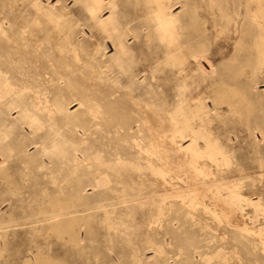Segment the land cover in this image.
Returning a JSON list of instances; mask_svg holds the SVG:
<instances>
[{
	"label": "rangeland",
	"instance_id": "rangeland-1",
	"mask_svg": "<svg viewBox=\"0 0 264 264\" xmlns=\"http://www.w3.org/2000/svg\"><path fill=\"white\" fill-rule=\"evenodd\" d=\"M108 1L90 12L85 0H0V122L21 101L35 129H0L14 154L0 264H264V7L171 4L168 26L152 1L112 0L138 28L120 63L112 36L90 31L110 22ZM20 139L54 166L20 175Z\"/></svg>",
	"mask_w": 264,
	"mask_h": 264
},
{
	"label": "bare ground",
	"instance_id": "bare-ground-1",
	"mask_svg": "<svg viewBox=\"0 0 264 264\" xmlns=\"http://www.w3.org/2000/svg\"><path fill=\"white\" fill-rule=\"evenodd\" d=\"M137 1V0H136ZM144 1V0H142ZM146 1V0H145ZM148 1H152L155 6H156V9L155 11L157 12L156 15H157V18L159 20V22H162V24L164 25H168V26H172L174 24V22L178 19V17H176V15H174L172 13V9L170 8V5L171 4H178V5H181V7H186V6H191V5H195L197 2H204V3H207V4H210V5H219L221 3H224V4H227V5H235L238 7V5H250V4H256L258 6H263L264 7V0H148ZM91 2H94L95 6H101L103 4V0H91ZM85 4L88 5V9L90 12H92L93 10V7L92 5H90V0H85ZM108 8L111 10V14H112V17H111V20L110 22L108 23H99L97 25V29L96 27L92 26V28L90 27V31H91V36L94 37L93 35H95L97 33V35H100L101 37H103V35L107 38H110V35L112 36V45H113V49H114V52L117 56V60L118 62H123L125 60V58L128 59L129 57V53L132 49V43H129L127 41V34L129 33H132L133 37L135 39H138V31H137V27L135 25H131L129 24V21L130 19H126L124 18L123 16V13H116L114 8H115V4L112 2V0H109L108 1ZM238 11V10H237ZM260 13L257 17H254V21H255V34H256V37H257V49H256V53H255V57H256V61H257V64H258V68H259V77L262 81H264V8L259 10ZM220 13V12H219ZM223 14V13H222ZM135 15V14H134ZM139 16V15H138ZM192 16V15H190ZM188 17V16H187ZM1 19V18H0ZM10 22V21H9ZM13 24V23H12ZM241 25V24H240ZM16 26V25H15ZM26 25H24L25 27ZM36 27V26H35ZM14 31V30H13ZM22 31V30H21ZM97 31V32H96ZM96 32V33H95ZM33 33V32H32ZM11 35V34H10ZM38 35V34H36ZM42 35V34H41ZM87 35V34H86ZM53 36L52 35H49L47 36V39H51ZM144 43H143V47H148V40H147V34L144 35ZM14 38V37H13ZM27 38V37H26ZM134 39V40H135ZM13 40V39H12ZM15 41V40H14ZM33 41V40H32ZM51 40H49L50 42ZM139 41V40H138ZM28 42V40H27ZM88 42V41H87ZM136 42V41H135ZM11 43V42H10ZM53 42H50V45L52 44ZM23 44V43H22ZM25 44V43H24ZM11 45V44H10ZM18 45V44H17ZM12 46V45H11ZM91 46V45H90ZM97 48L100 47V43H97ZM10 47V46H9ZM15 47V46H14ZM50 47V46H49ZM88 47V46H87ZM143 47L141 48V50L139 51L140 52H143ZM161 48V46H159V49ZM42 49V48H41ZM45 49V47H44ZM42 49V50H44ZM11 50V49H10ZM18 51V50H17ZM34 51V50H32ZM41 51V50H40ZM137 51V49H136ZM147 51V50H146ZM199 51V50H198ZM2 52V51H1ZM12 52V51H11ZM10 52V53H11ZM19 52V51H18ZM42 52V51H41ZM46 52H48V49L46 50ZM158 52V51H157ZM9 53V52H7ZM25 53V51H24ZM138 53V54H139ZM1 54V53H0ZM4 54V53H3ZM13 54V53H12ZM2 55V54H1ZM24 55V54H23ZM37 55V54H36ZM33 56V57H36ZM104 55V54H102ZM140 55V54H139ZM12 56V55H11ZM42 56V55H40ZM194 58L196 57V55H192ZM20 57V56H19ZM142 57V56H141ZM16 58V57H15ZM24 58V57H22ZM20 58V59H22ZM26 58V57H25ZM137 59V57H132L131 59ZM14 59V58H13ZM30 59V58H28ZM38 59V57H37ZM159 59V56L157 55L155 57V61L157 62ZM207 59V58H206ZM7 60V59H6ZM18 60V59H17ZM27 60V59H26ZM33 60V59H32ZM89 60V59H88ZM191 60V59H190ZM208 60V59H207ZM1 61V60H0ZM21 60H19L20 62ZM38 61V60H37ZM53 61V60H52ZM87 61V60H86ZM5 62V60H4ZM3 62V64H4ZM10 62V61H9ZM27 62V61H26ZM29 62V60H28ZM36 62V61H35ZM34 61L32 63H35ZM41 62V61H40ZM60 63V62H59ZM6 64H7V61H6ZM5 64V65H6ZM35 65V64H34ZM12 66V65H11ZM23 66V65H22ZM33 66V65H32ZM6 67V66H5ZM9 67V66H8ZM27 67V65H26ZM34 67V66H33ZM47 67V65H46ZM4 68V67H3ZM7 68V67H6ZM12 68V67H11ZM10 68V69H11ZM24 68V66H23ZM36 68V67H34ZM39 68V67H38ZM37 68V69H38ZM48 68V67H47ZM150 68V67H149ZM2 69V68H1ZM9 69V68H8ZM13 69V68H12ZM57 70L59 71V69L57 68ZM4 71V70H2ZM6 71V70H5ZM10 71V70H9ZM17 71V69H16ZM15 71V72H16ZM26 71V69H25ZM24 71V72H25ZM36 71V69H35ZM47 71V70H45ZM49 71V70H48ZM138 71V70H137ZM11 71H10V74L11 75ZM14 73V72H13ZM22 73V72H20ZM62 73V72H61ZM140 73V72H139ZM15 74V73H14ZM19 74V73H18ZM24 74V73H23ZM45 74V73H44ZM136 74V73H135ZM13 75V74H12ZM11 75V76H12ZM30 75V74H29ZM67 75V73H66ZM17 76V75H16ZM15 76V77H16ZM35 76V75H34ZM38 76V75H37ZM65 76V75H63ZM149 76V75H148ZM10 77V76H9ZM6 78V79H9ZM66 77V76H65ZM166 77V76H165ZM35 78V77H34ZM43 80L45 79V81H50L53 76L50 75L48 77H42ZM42 78H39L38 80L40 81ZM55 78V77H54ZM63 78V77H62ZM19 79V78H18ZM24 79V78H23ZM148 79V78H147ZM167 79V78H166ZM32 80V79H31ZM36 80V79H35ZM169 80V79H168ZM18 81V80H17ZM23 81V80H21ZM151 81V80H150ZM52 82V81H51ZM57 82V81H56ZM40 83V82H38ZM50 83V82H49ZM20 84V83H19ZM33 84V83H31ZM48 84V83H47ZM159 84V83H158ZM18 85V84H17ZM34 85V84H33ZM38 85V84H37ZM41 85V83H40ZM55 85V84H54ZM30 86V85H29ZM48 86V85H47ZM59 86V85H58ZM157 86V85H156ZM261 86V85H260ZM18 87V86H17ZM35 87V86H34ZM39 87V86H38ZM45 87V86H44ZM52 87V86H51ZM154 87V85H153ZM44 89V88H42ZM41 89V90H42ZM7 90V91H5ZM5 90H4V86L1 84L0 82V101H6L8 98H6V95H8V92L11 90V88L9 86H5ZM46 90V89H45ZM161 91V90H160ZM52 92V91H51ZM55 92V91H53ZM162 92V91H161ZM28 94V93H27ZM31 94V93H30ZM29 94V95H30ZM50 94V93H49ZM52 95V94H51ZM50 95V96H51ZM31 96V95H30ZM52 97V96H51ZM6 98V100H4ZM28 98V97H27ZM32 98V97H31ZM160 99V97H159ZM158 99V100H159ZM35 100V99H34ZM161 100V99H160ZM33 102V101H32ZM230 102V101H229ZM2 104V103H1ZM8 104L11 106V105H16L18 107L21 108V110L19 111L18 115L14 117L13 120H10L9 117L7 118H4L7 122L4 123V124H1L0 122V129H2L3 127H8L10 126L11 124L14 125L16 124L15 126H17L18 129H20V131L22 132V130L24 132H26L24 129H22V126H20L21 124L25 123L27 124L28 126V129L29 131L26 132L27 135H32L34 134V125L32 124V120H31V117L29 116L28 112L25 111V107H24V103L23 102H12V101H8ZM249 104V103H248ZM13 114V113H12ZM7 116H10V112L8 111L6 113ZM72 116V115H71ZM108 116V115H107ZM106 116V117H107ZM259 116V114L257 115V117ZM115 117V116H114ZM118 117V116H117ZM70 118V117H69ZM76 118V117H75ZM108 118V117H107ZM139 118V117H138ZM106 119V118H105ZM73 120V119H72ZM110 120V119H109ZM112 120V118H111ZM139 120V119H138ZM113 121V120H112ZM124 121V120H122ZM140 121V120H139ZM259 121V120H258ZM111 122V121H110ZM128 122V120H127ZM126 122V123H127ZM135 122V121H133ZM138 122V121H137ZM89 123V121H88ZM115 123V121H114ZM125 123V122H123ZM129 123V122H128ZM260 123V122H259ZM109 124V122H108ZM111 124V123H110ZM93 125V124H92ZM113 125V123L111 124ZM117 125V124H116ZM122 125V124H121ZM126 126V124H124ZM130 125V123H129ZM128 125V126H129ZM127 126V127H128ZM131 126V125H130ZM110 127V125H109ZM113 127V126H111ZM126 127V128H127ZM116 128V127H115ZM142 128V127H141ZM144 128V127H143ZM138 129H140V127H138ZM137 130V129H136ZM124 131V130H123ZM141 131V129H140ZM144 131V130H143ZM142 131V133H143ZM129 132V131H128ZM260 132H261V135L264 136V126H261L260 127ZM120 133V132H119ZM126 134V132H124ZM78 134V133H77ZM122 134V133H121ZM137 134V133H136ZM149 133H146V136L148 135ZM190 134V133H189ZM124 135V134H123ZM127 135V134H126ZM125 136V135H124ZM138 136V135H137ZM140 136V135H139ZM120 137V136H119ZM122 137V136H121ZM129 137V136H128ZM131 137V136H130ZM129 137V138H130ZM136 137V136H135ZM142 137H145L142 135ZM149 137V136H148ZM146 137V138H148ZM125 138V137H124ZM127 138V136H126ZM134 138V137H133ZM197 138V137H196ZM130 140V139H129ZM259 140V139H258ZM5 137L0 133V177H3L5 175H12L14 172L11 171V158L13 157V148L9 145L6 144L5 142ZM131 142V141H129ZM133 142V141H132ZM29 143H26L24 139H20L19 141V147H18V151H17V154H18V158L17 159V162L18 164H23L24 168L22 171H19V174L22 175V176H29L30 174L34 173V171L32 170L33 167H45L47 165H51L52 164V160L50 157H48L47 159H45L43 156V153L42 152H39L38 150L41 148L39 145L37 146L35 144V141L34 142H30V144H35V147H36V150H33L31 151L30 150V147L28 145ZM130 144V143H129ZM139 144V142H138ZM144 144V143H143ZM133 145V144H132ZM139 146V145H138ZM40 147V148H39ZM133 147V146H132ZM129 148V147H127ZM136 148V147H135ZM131 150V149H130ZM138 150V149H137ZM149 150V149H147ZM134 151V150H133ZM139 151V150H138ZM126 152V151H125ZM129 152V150H128ZM132 152V151H131ZM135 152V151H134ZM127 153V152H126ZM143 153V152H142ZM148 153V152H146ZM117 154V153H116ZM134 154V153H133ZM114 156V155H113ZM121 157V156H120ZM149 157V156H148ZM157 157V156H156ZM159 157V156H158ZM243 157V156H242ZM127 159V158H126ZM60 160V158H59ZM76 162L77 163H81L82 161L76 157L75 158ZM16 161V160H15ZM56 161V160H55ZM54 162V161H53ZM64 162V161H63ZM107 162V161H106ZM66 163V162H65ZM15 165V164H14ZM141 165V164H140ZM17 166V165H16ZM52 166H54V164H52ZM94 167V166H93ZM18 169V168H17ZM53 170V169H52ZM87 170V169H86ZM88 171V170H87ZM17 172V171H16ZM54 172V171H53ZM46 173V172H45ZM48 174V173H47ZM89 174V173H88ZM17 175V174H16ZM108 176V175H107ZM40 177V180H41V176ZM97 179V178H96ZM7 180V179H6ZM47 180V179H46ZM110 180V179H108ZM115 180V179H114ZM44 182V179L42 180ZM41 181V182H42ZM69 181V180H68ZM11 182V181H10ZM112 182V181H111ZM111 184V183H110ZM113 187V186H111ZM115 187V186H114ZM69 188V187H68ZM52 189V188H51ZM54 189V187H53ZM52 189V190H53ZM104 189V188H103ZM120 190V188H118ZM51 190V191H52ZM54 191V190H53ZM3 192V191H2ZM133 195V194H131ZM136 196V195H135ZM63 197V196H62ZM132 197V196H131ZM137 197V196H136ZM234 197V196H233ZM55 198V197H54ZM135 201V200H134ZM100 203V202H99ZM65 204V203H64ZM66 205V204H65ZM79 205V203H78ZM89 205V204H88ZM63 208V207H62ZM61 208V209H62ZM60 209V210H61ZM227 209V208H226ZM51 210V208H50ZM59 210V208H58ZM235 212V211H234ZM6 213V212H5ZM7 214V213H6ZM49 214V212H48ZM70 214V213H69ZM74 214V213H73ZM58 213H54L53 216H57ZM71 215V214H70ZM75 216V215H74ZM234 216V215H233ZM59 217V216H58ZM71 218V216H70ZM76 218V217H75ZM11 220V219H10ZM39 221V220H38ZM0 222H4L3 218L0 217ZM41 223V222H40ZM57 225V224H56ZM233 225V224H232ZM58 227V226H57ZM230 227V226H229ZM62 228V227H61ZM74 230V229H73ZM51 232V230H49ZM240 235V234H239ZM4 236V235H3ZM66 238V237H65ZM71 241V240H70ZM238 251V250H237ZM203 253V252H202ZM40 264V263H39ZM189 264V263H188Z\"/></svg>",
	"mask_w": 264,
	"mask_h": 264
}]
</instances>
